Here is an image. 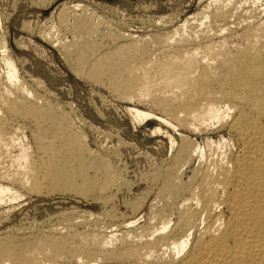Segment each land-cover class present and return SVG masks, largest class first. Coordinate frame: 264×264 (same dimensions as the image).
<instances>
[{
  "label": "bare ground",
  "instance_id": "bare-ground-1",
  "mask_svg": "<svg viewBox=\"0 0 264 264\" xmlns=\"http://www.w3.org/2000/svg\"><path fill=\"white\" fill-rule=\"evenodd\" d=\"M213 1V9L171 30L129 33L108 49L98 40L100 16L94 22L95 9L79 3H59L58 19L71 23L74 40L51 25L44 30L71 72L98 83L106 77L119 96L160 112L167 155L139 177L93 152L73 102L27 84L0 30V220L32 194H73L103 205L99 212L72 206L0 221L7 225L0 264H264V7L244 15L239 0ZM127 111L133 124L152 116L134 106Z\"/></svg>",
  "mask_w": 264,
  "mask_h": 264
},
{
  "label": "rangeland",
  "instance_id": "rangeland-1",
  "mask_svg": "<svg viewBox=\"0 0 264 264\" xmlns=\"http://www.w3.org/2000/svg\"><path fill=\"white\" fill-rule=\"evenodd\" d=\"M61 1L62 0L53 1L52 4L50 3V5H47V7L42 6L41 8L33 5V0H0V27L2 28H0V30H2V35H5L4 37L7 40V46L10 51L9 53L16 63V66L20 72V76L25 81L27 80V84L29 86L31 85L30 87H34L33 89H36L41 94H45L47 92V95H54L55 101L57 100L61 103L73 102L72 105L77 110V115H72L74 118H76L75 123L77 128H82L81 130L86 135V143L94 153L98 154L99 157H106L115 166H121L120 168L123 167V170L127 171L131 169V173H127L129 177H139L140 175H143V173L144 175H147L148 172L152 170V168H158V164H156V162H160L161 155L162 157H165L168 151V143H166L167 139L164 138V136L160 134L159 131H157V127H159V125L164 126L159 117L160 112L149 102H142L144 100L140 101L138 99V101L137 98L130 100L119 96L117 93L113 92L111 88V90L109 89L110 86L108 84V86L106 85L108 81L106 77L101 80L102 82L100 81L98 83V81L94 82V80H91V78H89L84 73L77 75V73L74 74L70 71V65L64 60V53L61 51V47H59V42L58 44L55 43L54 45V42L50 40L52 38L49 39V37L44 36L43 34L46 29L50 30L49 25H51V29L52 27L53 29H59L58 32L61 34V37L66 36L65 38L63 37L65 40L67 39L69 42L72 41V37H74V35L72 32H69V28L67 29V26H70L71 23L69 21L59 20L61 17L60 11L62 5L59 3ZM67 1L68 4L79 3L83 6L85 5L83 8L86 10L89 8L87 11L92 13L95 9V12L93 13L95 18L93 19L96 23H98V21L100 22L99 31L101 35L103 34V38L101 39L102 36H99L98 40L101 42L104 40L105 44H108L104 49L112 48L114 45L116 47V45H119L122 42H127L126 37L129 35V33L135 36H144V34L147 35L151 32L162 33L163 31L164 33V31L166 32V30H171L172 28L183 23L187 17L195 14L200 15L204 10L209 11V9L211 10V7L213 9L214 6V1L212 2V0H137L135 2L125 1L119 4L109 3L104 0ZM239 1L240 4H242V11L246 10L243 12L241 11L244 15H247L248 11L249 13L256 12V15H259L263 12L261 8L264 7V0H253L254 2L252 0ZM246 2L248 3L242 7L243 3ZM56 4L59 5L55 8ZM256 5H258V8ZM206 6L211 7L205 9ZM53 9L55 12L52 11ZM58 11L59 13H57ZM50 12L53 13L51 14ZM263 15L264 12L261 16ZM99 16L100 18L97 21ZM103 18L105 21H102ZM162 18H168L165 24H156L154 21L155 19L159 20ZM26 21L32 23L30 25L31 27L28 25L27 29H24L22 28L24 25H21L27 23ZM62 23H64V26ZM67 23L68 25H66ZM41 28L43 31L40 30ZM1 33L0 37L2 36ZM117 34H124L125 36L122 38ZM113 37H115L117 44L112 43V41H114ZM92 39L94 40V38ZM18 41L22 43L24 42L26 46H18ZM5 69L4 63L0 60L1 73H3ZM31 75L44 80L43 82L45 86L37 85V83H35L36 81L34 82V79ZM103 80H105V84L103 83ZM1 89L2 91H0V93L4 94V87L0 88V90ZM44 90L46 92H44ZM2 94H0V97ZM133 106L150 112L152 116L141 121L140 123L133 124L131 114L127 111ZM64 108L69 110L68 106L64 105ZM76 116L84 117L85 122H81V120L79 121L78 117ZM19 123L23 124L21 121H19ZM27 133H29V130H27ZM131 146L134 147L132 148ZM161 148L163 151H161L160 154L159 150H162ZM157 156L159 158H157ZM152 158L153 161L151 160ZM149 161L151 164H149ZM6 164L8 163L6 162ZM130 164L133 166H130ZM146 169L148 170L145 172ZM132 171L135 173L137 172L138 174L132 173ZM140 185L143 186L145 184H138L136 188H138V186L140 187ZM142 190L143 189H141V187L140 190L138 189L140 192H142ZM59 195L60 196H58V194L44 196L42 194H32L28 195L26 198L23 196L24 199L21 198L20 202H18L16 205L17 207L13 208L11 212L12 215L10 214L7 216V220L9 221H7L6 218L0 221H6L7 225H9L14 224V221L20 222L19 220L22 219L26 213V217L24 218L26 220L29 218L30 220H33L34 218L40 219L41 217L45 216L46 213H49L50 211H58V209L60 210L61 208L64 209L73 206L99 212L103 207V205H101L102 203L98 200L96 201V199L75 197L73 194ZM19 203L21 205H19ZM21 215L23 216L21 217ZM7 225L0 227V229L6 228Z\"/></svg>",
  "mask_w": 264,
  "mask_h": 264
},
{
  "label": "water",
  "instance_id": "water-1",
  "mask_svg": "<svg viewBox=\"0 0 264 264\" xmlns=\"http://www.w3.org/2000/svg\"><path fill=\"white\" fill-rule=\"evenodd\" d=\"M104 1H107L109 3H116V4H119V3H123L125 1H130V2H135L137 0H104Z\"/></svg>",
  "mask_w": 264,
  "mask_h": 264
}]
</instances>
